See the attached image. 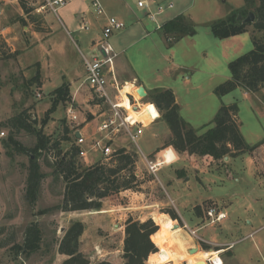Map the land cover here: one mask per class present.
<instances>
[{
    "label": "rangeland",
    "instance_id": "1",
    "mask_svg": "<svg viewBox=\"0 0 264 264\" xmlns=\"http://www.w3.org/2000/svg\"><path fill=\"white\" fill-rule=\"evenodd\" d=\"M170 1L173 7L166 8ZM24 2L27 8H32L28 14L24 13L19 0L0 1V131L4 132V135L0 136V264H58L61 256L56 251L54 242L63 235L72 221H81L85 226L81 242V247L85 248L83 253L85 256L91 248L93 253H96L95 245L98 246L101 241H107L108 245L119 250L121 247V236L117 233L119 218H121L120 222L125 224L129 217L144 221L153 215L154 220H152L159 224L158 214L155 213H164L167 210L174 211L179 218L175 219V223L181 227L177 232L178 235L183 233V230L188 232L184 227V222L189 224L188 216H200V219L191 225L205 226L206 231L216 235L221 242L216 248L223 249L219 255L220 264H264V175H255L253 166L244 162L238 155L225 156L227 158L225 161L219 159L207 165L198 155L190 156L173 147H167L163 149L162 160L155 161L158 169L153 175L135 155L137 147L134 143L128 139L115 140L111 143L113 149L123 146L126 151L135 155V170L140 174L139 191L123 192L128 197H124L126 202L122 205L105 200L101 210L97 211H55L42 214L39 213L40 210L60 203L64 189L61 178L53 176L52 168L45 164V158L50 161L54 159L53 151H48L47 155L43 153L38 158L44 174L38 198L33 204L26 201L25 179L29 156L14 151L12 146L8 148L4 146L10 132L5 123L8 118L26 111L23 115L26 116V122L39 128L40 121L57 98L54 90L63 84L70 85L69 83H71L70 99L56 103L48 122L43 127L44 134L51 140H58L64 136V126L69 128L71 123L66 109L70 104L73 105L74 100L78 103L77 107L73 106L78 121L84 115L87 120L93 118L84 109L87 105L84 99L89 96L86 91L87 83L76 92L74 100L71 93L81 81L84 82L81 54L88 55L90 38L95 35L93 30L96 29V33L99 34L106 19L104 15L95 13L90 0H65V4L59 7L56 13L47 8L41 13H36L34 8L43 0H24ZM99 2L106 15L122 19L126 7L136 4L137 0H99ZM161 4L165 9L164 13L158 16L159 20L180 12L187 23L192 25L194 33L176 41H166L161 31L156 29V24L145 15L141 28L148 32L147 35L137 34L130 39V44L128 42L122 45L125 48L117 59L124 60L127 57L132 61L134 70L131 69L130 74L140 77L146 88L143 87L146 95L152 86L174 87L180 103L179 115L192 128L198 130L199 134L210 126L208 124L221 104L237 103L240 133L247 143L254 144L264 134L263 108L255 101L254 96L251 94L248 97L244 96V91L240 87L221 97L213 92L214 87L229 78L228 62L253 48L251 40L253 31L252 26H247L246 33L239 35L238 44L232 40L222 42V39L212 35L209 25L240 8H246L244 1L161 0ZM249 12L253 11L249 10L247 14ZM82 19L84 20L81 22ZM80 25L87 26L88 29L80 30ZM116 35L113 34L110 39L113 45L118 44L117 39L119 41L120 38L116 39ZM257 35L260 36L259 33ZM77 36L79 38L75 39ZM165 55L167 59L180 63L184 70H175L176 72L172 71L169 75L164 74V68L170 65V62L164 58ZM37 74L40 86L38 81L32 80ZM130 74L122 77L129 79ZM184 74H192V80L199 83L200 87L185 90L182 83ZM138 86L142 85H135V89L124 85L123 89L124 92L136 91L137 98H144L140 101V105L150 121L158 117L137 139L138 148L145 157H148L156 147L160 144L163 146L169 140L171 133L166 123L160 119V114L152 108L149 99L138 92ZM68 136L69 141H61L63 150L74 144L71 132ZM14 137L27 148H32L36 143L35 135L24 129L14 132ZM7 151L12 152V155L9 156ZM88 153L91 157H88L87 161L80 158L84 164L104 160L98 152L91 150ZM176 167L179 168L175 169ZM199 167H203L208 173L209 179L205 180L207 182L203 181L205 186L194 180V171H198ZM179 171L182 173L180 177H178ZM165 172H171L181 179V187L184 186L182 177L186 173L191 175L190 193L185 201L182 200L183 205L168 184L170 180L164 178ZM259 178L262 179V184L257 181ZM180 193L184 195V192ZM198 195H201V198H198L197 202L199 199H212L196 205L200 207L199 212L195 210L196 206L189 204L193 203L192 199L199 197ZM154 202L157 203L156 206L146 207ZM135 204L138 207H133ZM130 207L140 210L132 209L130 215L127 209ZM209 211H212V217L207 214ZM221 211L224 220L221 219L222 222L219 223L216 217ZM105 218L114 222L115 226L103 229V224L107 221ZM32 222H36L40 227L42 235L40 249L26 255L16 253L13 246L22 243L25 228ZM158 227L160 229V226ZM259 227L261 228L257 232L247 235ZM109 232L115 234L107 239L102 238ZM202 232L199 230L198 234L201 235ZM195 241L200 244L197 247L202 250L204 246L202 243L205 241H198L196 238ZM157 248L159 250V247ZM146 262L150 264L148 258ZM187 263V260H180V264Z\"/></svg>",
    "mask_w": 264,
    "mask_h": 264
},
{
    "label": "trees",
    "instance_id": "2",
    "mask_svg": "<svg viewBox=\"0 0 264 264\" xmlns=\"http://www.w3.org/2000/svg\"><path fill=\"white\" fill-rule=\"evenodd\" d=\"M24 13L28 14L32 8H27L24 0H19ZM246 8H240L228 14L223 19L210 23V30L214 37L225 39L239 35L247 31V26H252L251 40L253 48L248 52L228 62L229 78L218 84L213 92L217 96H224L235 88L240 87L247 92H257L264 87V0H243ZM252 10L253 22H243L247 12ZM241 18L238 19L237 16ZM31 18H34L31 16ZM159 30L166 41L179 40L185 35L194 33L192 25L187 23L184 16L177 15L165 21ZM260 34V36L257 35ZM38 74L32 80L38 81ZM38 81V86H40ZM57 98L52 107L46 111L40 121V127L36 128L26 122V111L17 116L8 118L5 125L10 129L9 136L4 146H12L14 151L25 153L29 156L28 172L25 179V198L29 204H33L39 195L41 181L44 174L38 158L48 151H53L54 159L45 158V164L52 168V175L61 178L64 189L60 203L40 210L39 213H52L55 211H97L101 210L105 200L114 203H124L125 198L120 197V192L125 190L139 191V178L135 176V155L125 148L116 149L107 160H97L92 164H84L78 157V147L74 144L62 149L61 141L70 140L71 132L64 126V136L58 140H51L44 134L43 127L48 122L50 114L59 101L70 99L69 85L63 84L54 90ZM149 103L153 104L169 128L171 137L165 144L156 149L158 154L167 147H173L179 152L198 155L204 158L207 164L225 156H237L244 152H251L264 143V138L254 144H248L239 130L237 103L229 105L221 104L217 109L210 125L203 133L192 128L180 115L179 107L171 89L157 88L148 92ZM24 129L36 137V143L32 148L23 146L15 137L14 132ZM9 156L12 152L7 151ZM178 172V177L181 176ZM200 211V207H195ZM168 215H166V214ZM174 221L179 219L172 210L164 214H158L157 223L163 219ZM154 220V219H153ZM152 218L144 221L127 218L124 227V239L122 248L123 264H146L149 254L157 252L154 239L159 231L160 224H156ZM84 231L81 221H72L64 230L63 235L55 240L56 251L66 255L60 264H89V259L79 251V238ZM42 235L36 222L26 226L24 238L21 244H16L13 249L16 253L30 254L41 247ZM202 249H205L204 246ZM94 264H112L107 260H100Z\"/></svg>",
    "mask_w": 264,
    "mask_h": 264
},
{
    "label": "built area",
    "instance_id": "3",
    "mask_svg": "<svg viewBox=\"0 0 264 264\" xmlns=\"http://www.w3.org/2000/svg\"><path fill=\"white\" fill-rule=\"evenodd\" d=\"M0 1L5 2V0ZM64 4L65 0H43L42 3L34 8V11L41 13L47 8L56 13L57 9ZM91 5L97 15L106 16V23L101 29L100 37L97 41H94V47L98 52L97 55L87 57L81 54L86 74L85 81L92 92L91 94L97 103V107H99V112L92 115L96 118V126L92 134H88L82 127V124L83 126L87 124V120L85 118L84 120H77L78 117L72 104L66 109V114L71 121L69 125L71 136L75 146L78 147V157L87 160L88 152L92 150L93 152L100 153L104 160H107L116 150L111 147L112 141L128 139L137 147L135 155L145 164L148 171L155 175L158 169L157 162L142 154L138 148L137 139L143 133V130L150 123L156 121L158 117L152 118L147 125L140 120L131 119V111L137 110L141 104L140 101L144 98H137L136 91L132 92L131 90L122 94L124 83L118 80L115 70V59L118 53L114 50L110 39L113 34L122 30L125 24L114 16L106 15L99 0H91ZM136 5L138 8L145 9V15L156 24V29L161 27L163 23L159 21L158 16L165 9L161 3L138 0ZM172 7L173 4L170 2L166 5V8ZM80 29L86 30L88 27L81 26ZM67 33L69 34V32ZM70 38L74 42V39ZM37 96L40 97L38 93ZM151 106L159 114L156 107L153 104ZM2 135H4V132L0 131V136ZM119 148L124 147L121 146ZM134 174L139 178V171L135 170ZM207 214L212 217V211H209ZM223 216V213H218L216 220L219 221ZM188 232L198 241H203L202 238L196 235V231L188 229ZM208 262L214 264L211 261H207V264Z\"/></svg>",
    "mask_w": 264,
    "mask_h": 264
},
{
    "label": "crops",
    "instance_id": "4",
    "mask_svg": "<svg viewBox=\"0 0 264 264\" xmlns=\"http://www.w3.org/2000/svg\"><path fill=\"white\" fill-rule=\"evenodd\" d=\"M146 1H148V2L152 1V2L161 3V0H146ZM170 3H172V2L170 1ZM180 14H181L180 12L174 13V14H172L170 16L168 15L166 18H164L162 20H159V21L161 23H164L165 21H167L169 19H172L173 17H175L177 15H180ZM144 16H145V9L138 8L136 4L128 5L126 7V11L123 12V17H122V19H120V20H122L124 22L125 27L122 30H120L118 33L116 32V34H117L116 35L117 36L116 39L118 37H120V38H119V41L117 39V43L118 44L114 43L115 47L117 48L116 49L117 51L115 49L114 50L118 53V55L125 48V47H122V45L128 43L131 38L135 37L137 34H139V36L147 35L148 32L144 31L141 28L142 19H143ZM81 18H82V16H81ZM105 19H106V16H105ZM83 20L84 19H82L81 22ZM105 23H106V20H105ZM80 27H81V25L79 26V29H80ZM80 30H84V29H80ZM95 30L96 29L93 30V34H95V35L90 38V45H89V49H88L89 53L87 55L88 57L95 56L98 53L96 51V48L94 47V41H97L99 39L101 31L98 34V33H96ZM244 33H246V32H244ZM244 33H242V34H244ZM239 35H241V34H239ZM239 35H235V36H231V37L222 39V42L223 41H231L232 40V41H236V43L238 44L240 42V40H239L240 36ZM78 38L79 37L77 36L75 39H78ZM122 39H123V41H122ZM130 43L131 42H129L128 44H130ZM111 44H112L113 48H115L113 43H111ZM119 44H120V46H119ZM224 53H225V51H224ZM166 57L167 56L165 55L164 58L167 59ZM117 58H118V56H117ZM117 58L115 59V70H116V75H117V78L119 79V81L120 82L123 81L124 85H128V86L133 87V88L137 84L138 85L140 84V85H142L145 88V86L143 84V81L140 80V77H138V75L130 74V73H132L131 71L134 70L132 61L130 59H128L127 57H125L124 60H118ZM167 60L170 62V65L164 68V71H163L164 74L169 75V73L172 72V71L184 70L183 66L180 63H176V62H174L173 60H170V59H167ZM83 69H84V67H83ZM84 74H85V70H84ZM125 74H130V75H128L129 79H125L124 77H122V76H125ZM185 74H187V73H185ZM185 74L182 75V83L184 85L183 87L185 88V90L189 91V90H192V89L200 87L199 83H196L195 81L192 80V76H193L192 74L191 75H185ZM85 76H86V74H85ZM69 84L71 85V83H69ZM84 84H86L85 77H84V82L81 81L78 84V86L75 88L74 92L71 93L72 96H73V100L75 99L74 97H75L76 92L79 91L82 87H84ZM70 85H69V88H70ZM157 88L158 87H156V86H152L150 91L155 90ZM162 89H171L172 90V92L174 94V97H175V102L177 103L178 107L180 108V103L178 101V98H177L176 91H175L174 87L173 88L172 87L171 88L170 87L169 88L166 87V88H162ZM263 89H264V87L260 88L257 92H254V93L247 92L245 90H243V91H244V96H246V97H248L249 94L253 95L255 101L258 102V104L263 108V112H264ZM86 91L88 92L89 96L84 99L85 103L87 104L84 109H86V112L90 113V115H93L94 113H98L99 112V107H97L96 101L93 99L92 94H90L91 91L89 90L88 85H87ZM146 97H147V95H146ZM74 101L75 102L73 103V106L77 107L78 103L76 102V100H74ZM229 104H232V103H229ZM92 117L93 118L89 119V120H87V117L85 115L81 118V120H84V118L87 120V124H85V126H83V124H82V127H83V130L88 132V134H92V132H93L95 126H96V121H95L96 118L94 116H92ZM263 138H264V134L261 137H259V139H257L256 142L262 140ZM161 146L162 145L160 144L159 147H156L150 153V155H148V157L150 159H153L154 161H158L159 159L162 160V156L164 155V151L163 150H161L158 154L154 153L156 151V149L160 148ZM167 156H168V154H167ZM192 156H194V155H192ZM238 156L241 157L244 162H246L247 164L253 166V168H254L253 171L255 172V175H257V174H259L260 176L264 175V143L259 145L253 151L244 152V153H242L241 155H238ZM200 158H201V160L203 159L202 161H203V163H205L204 158L201 157V156H200ZM223 159L225 161L226 157H224ZM87 160H85V161H87ZM93 162L94 161H92L91 163H88V164H92ZM158 163H160V162H158ZM205 164H207V163H205ZM195 165H196V163H195ZM207 165H210V164H207ZM193 167H195V166H193ZM178 168L176 167L175 169H178ZM194 169H196V168H194ZM197 169H198V171L197 170L194 171V180L197 181V183L200 182L202 186H205V183H203V181L207 182L205 180L209 179V178H207V175H208L207 170H204L203 167H199ZM163 176H164V178H167L168 180H170V182L168 184L172 187V191L174 192V194L177 197V199L178 200L180 199L181 201L182 200L185 201L186 196H189V193H190L189 190L191 188V186H190L191 184L189 185V180L192 179L191 175L186 173L182 177V182H184V186H182V187L180 186L181 179L177 178L171 172H169V173L165 172ZM227 177L228 178H233V177H229V176H227ZM211 180L215 181L214 178H211ZM257 181L262 184V182H261L262 179L261 178H259ZM126 191L127 190H125L123 192H126ZM123 192H120V194H119L120 197L121 198L128 197L126 194H123ZM180 192H184V195H183V193L181 194ZM198 196L199 197L192 199L193 203L190 202L189 204H192V206H196V205H200L205 200L211 199V198L199 199V201L197 202L196 200H198V198H201V195H198ZM125 202H126V200H124V203ZM128 202H130V199H128ZM182 202H181V204L183 205L184 202L183 203ZM124 203H116V204L122 205ZM153 205L156 206L157 203L154 202L153 204L147 205L146 207H151ZM133 207H138V206H136V204H135ZM127 209H129L128 211H129L130 215H132L131 214V212L133 211L132 209H134L135 211L136 210H138V211L140 210L138 208H131V207L127 208ZM221 213H222V211H221ZM155 214H159L160 215V214H164V213L163 212L162 213L158 212V213H155ZM166 215H168V214H166ZM225 217H226V213H225ZM151 218L153 219V215L151 216ZM199 219H200L199 215L188 216V223L190 225L187 224L186 222H184V224L186 225L187 229L196 231V235L199 236L200 238H202L205 241L204 243H202L204 245V247H206L205 250L221 251V252L218 253V255H216L214 257H213V255H210L209 256L210 260H208V261H211V259H214L215 257H217V259L219 261L221 259V258H219V255H221L223 249L222 248H216V247H218V245H221V242L218 241V238L212 232L206 231V227L205 226L191 225V223H193V222H195L196 220H199ZM106 220L107 219L105 218V221ZM120 220H121V218H119L118 229H117V231H118L117 233H119L120 236H121V247H120V249L119 250L114 249L112 246L108 245L107 241L106 242L105 241H101V242L98 243L99 244L98 246L95 245L96 253H93V249L92 248H91V251L87 253L86 257L89 259V264H94L95 262L100 261V260H107V261L111 262L112 264H123V258H122V252H123L122 248L123 247L122 246H123V239H124V226H125V224L121 223ZM140 220L142 221L143 219H140ZM223 220L224 219H222V221ZM222 221L220 219L219 223L222 222ZM106 222H108V223L106 224ZM106 222H105L106 225L103 224V229H109L110 226H112V227L115 226L114 222H111L110 220H107ZM84 228H85V226H84ZM260 228L261 227L250 231L247 235L254 234ZM199 230L203 231L201 233V235L198 234ZM84 231H85V229H84ZM84 231H83V233H84ZM83 233H82V235L79 238V251L82 252V253H84V251H85V248L81 247V242L83 241L82 237L84 235ZM113 234H115V232H109L108 234L102 236V238L107 239V237H110ZM179 238L182 240L183 246H184V248L186 250L191 248V247H193V246H200V244L196 243L195 238L193 236H191L186 230H183V233H181L179 235ZM198 249H200V247H198ZM202 250H204V249H202ZM184 251H185L184 249L183 250L180 249V252H184ZM59 255L61 256V259L59 260L58 264H60L64 259L67 258L66 255H63V254H59ZM180 260H184V259H177V261H176L177 264H180ZM171 263H173V262H171ZM220 263H221V261L217 262V264H220ZM146 264H148V263L146 262Z\"/></svg>",
    "mask_w": 264,
    "mask_h": 264
},
{
    "label": "bare ground",
    "instance_id": "5",
    "mask_svg": "<svg viewBox=\"0 0 264 264\" xmlns=\"http://www.w3.org/2000/svg\"><path fill=\"white\" fill-rule=\"evenodd\" d=\"M124 93L125 92L122 87V94ZM144 112L145 111L143 110V107L140 105L137 110L131 111V119L140 120L147 125L150 122V118ZM159 224L160 229L154 236V242L156 246L159 247V250L157 252L149 254L148 262L150 264H168L171 262H173V264H177V259L187 260L188 264H196L197 262L206 264L207 261L210 260V255H213L214 257L218 255L219 252H221L212 250H200L197 246H193L186 250L183 246L182 240L177 234L181 227L178 226L175 221H170L169 219L165 218L161 220ZM180 249H184L185 251L180 252ZM211 262L217 264V257L211 259Z\"/></svg>",
    "mask_w": 264,
    "mask_h": 264
},
{
    "label": "water",
    "instance_id": "6",
    "mask_svg": "<svg viewBox=\"0 0 264 264\" xmlns=\"http://www.w3.org/2000/svg\"><path fill=\"white\" fill-rule=\"evenodd\" d=\"M238 19L241 18L240 15L237 16ZM254 19V14L252 12H249L247 16L243 19V22H252ZM138 92L140 94H143V97L146 96V92L143 88V86H138ZM227 159V158H226ZM196 264H202V262H197Z\"/></svg>",
    "mask_w": 264,
    "mask_h": 264
}]
</instances>
